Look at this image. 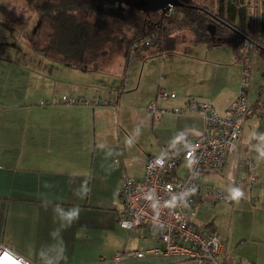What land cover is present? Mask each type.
<instances>
[{
    "label": "crops",
    "instance_id": "0c3cea01",
    "mask_svg": "<svg viewBox=\"0 0 264 264\" xmlns=\"http://www.w3.org/2000/svg\"><path fill=\"white\" fill-rule=\"evenodd\" d=\"M6 1L0 0V5H6ZM256 1L259 27L256 33L225 11L215 12L264 44V21H261L264 0ZM6 9L9 8L0 7V27L4 31L11 29L10 25L20 24L12 11ZM189 37L180 45L178 41L174 51L133 60L139 63L132 66L130 62L125 64L121 49L112 48L111 66L116 70L124 67L119 88L112 92L113 87L107 86L108 95L114 96L113 103L123 104L124 91L137 89V66H141L143 75L144 69L152 65L153 90L147 98H155L158 89L165 88L180 94L178 99L164 100L163 104L169 107L195 97L211 102L223 113L237 95L242 64L231 43L209 47L193 43ZM9 45L0 38V242L38 264H193L163 254L133 255V251L158 246L160 240L150 227L128 229L120 224L124 215L120 193L123 178L142 176L146 157L156 154L162 144L204 132L201 116L198 113L149 116L140 110L149 119L150 136L145 138L136 133L140 124L126 123L121 126V134L115 136L113 147L107 150L98 126L101 115L110 113L107 108L59 102L57 99L63 92L81 93L82 87L70 75H46L45 72H52L55 63L18 66L12 62L14 52ZM251 58L250 70L254 66L264 76V49L256 47ZM61 61L69 68L78 66ZM99 64L98 59V65L93 67ZM247 91L251 104L264 100V81L253 92L250 87ZM125 107L118 106V116ZM121 149L124 155L119 159ZM130 151L139 159L135 167L127 156ZM242 158L251 161L250 171L256 176L252 182L239 169ZM105 161L111 163V169L104 186L106 179L101 167ZM218 171L202 175L200 181L207 184L215 181L222 186L216 187L234 193L232 200H213L211 196L207 203L198 204L190 222L218 232L225 247L222 256L225 263L264 264V116L246 117L238 151L227 155ZM238 175L242 179L239 183L233 181ZM236 187L240 194H235ZM222 209L224 221L220 219Z\"/></svg>",
    "mask_w": 264,
    "mask_h": 264
},
{
    "label": "built area",
    "instance_id": "2783aa9c",
    "mask_svg": "<svg viewBox=\"0 0 264 264\" xmlns=\"http://www.w3.org/2000/svg\"><path fill=\"white\" fill-rule=\"evenodd\" d=\"M147 41L148 37L139 41V44ZM254 48L255 42L246 40L241 63L243 82L248 78L251 52ZM134 52L131 47L128 59H133ZM176 97L174 91L159 88L156 100L150 101L146 108L157 115L198 113L205 130L197 136L178 138L163 144L157 154L146 157L142 176L123 178L120 195L124 204V215L120 224L128 229L147 226L157 232L160 244L144 251H133L132 254L137 257L153 253L173 256L193 264H227L222 258L225 247L218 232L211 227H196L190 222V218L198 204L207 203L211 196H214L213 200H232L234 193L202 183L200 178L206 173L220 170L227 155L238 151L244 120L254 114H264V106L261 102H249L245 84L223 113L211 102L195 97H187L182 105L173 107H164L157 102ZM57 100L70 105L88 106L114 102L100 97L71 95H62ZM250 168L251 161L242 158L239 169L252 182L256 176ZM234 180L239 183L242 179L238 175ZM236 191L237 187L235 194H240ZM5 255L10 259L4 260ZM0 264L38 263L24 258L8 244L0 242Z\"/></svg>",
    "mask_w": 264,
    "mask_h": 264
},
{
    "label": "trees",
    "instance_id": "16d2710c",
    "mask_svg": "<svg viewBox=\"0 0 264 264\" xmlns=\"http://www.w3.org/2000/svg\"><path fill=\"white\" fill-rule=\"evenodd\" d=\"M25 1L37 13V34L42 33L43 37V43L33 40V45L45 54L54 53L61 60L78 66H97L103 49L109 47L122 50L125 64L174 51L184 30L189 31V41L193 43L209 47L231 43L241 63L246 40L251 39L255 48L264 49V44L254 40L252 33L194 0H181L182 5L166 12H144L129 6L118 8L105 0ZM146 37L148 41L139 44ZM131 47L135 52L130 60ZM260 102L264 106V100Z\"/></svg>",
    "mask_w": 264,
    "mask_h": 264
},
{
    "label": "rangeland",
    "instance_id": "374dc122",
    "mask_svg": "<svg viewBox=\"0 0 264 264\" xmlns=\"http://www.w3.org/2000/svg\"><path fill=\"white\" fill-rule=\"evenodd\" d=\"M194 1L197 2L200 1L202 3H205L206 5L214 9V11H225L228 14V16L231 17L234 21L238 22L243 27L252 30L251 31L252 33H256V31H258L259 29L257 23L258 21H256V17H255V12L258 9L256 0H194ZM5 4L6 5L3 6L9 8L6 9V12L10 13V11H12L13 17L18 21V23H20L18 26L15 24L10 25L11 29L7 28V31H4V29L0 27V38L3 37L6 44L9 43L10 44L9 47H11L12 51L14 52V56H13L14 58L12 59V62H17L18 66L24 65L26 63H35V62H41V63L45 62V63H49V65L51 66V64L55 63L52 72L51 73L45 72L46 75L50 77H58L59 73L64 77H69L70 75L74 79L76 85L79 86V88L82 87L83 90L81 91V93L72 92L71 93L72 95L69 92H63L60 95V97L62 95H71L74 97H79V96H87V97L90 96L96 98L100 97L106 101L114 99L113 95L112 96L108 95L107 86L111 85V87H113L112 92H115L117 88H119V86L121 85V80L123 78L124 67H121V69L119 68V70H116L111 66L112 48L109 47L103 49L104 52L99 58L100 64L97 68H94L91 65L86 67L76 66L75 68H69V65L62 62L61 59L56 54L42 53L41 50H38L37 47L33 45V40L36 41L38 44L43 43L42 42L43 37L41 36L42 33L39 32L40 35L37 34L38 15L27 5L26 1L7 0ZM3 6L0 5V7ZM262 13H264V4H262ZM261 21H264V15L261 16ZM186 32L189 31L188 30L182 31V36L179 39L178 45L184 42L185 37L190 36V34L187 35ZM10 33L13 35H11ZM12 36L13 39L10 38ZM255 49L253 50V52H255ZM135 63H139V61H130L129 65L132 66ZM140 68H141L140 65L139 67L137 66L138 72L135 80V83H137L138 80V83L135 86L137 87V89L124 91L123 104L122 103L118 104V102H116L115 104L113 102L111 103L104 102L103 104L95 105V106L100 105L104 108H107L106 111L110 112L107 115H101L100 118L101 123H99L98 125L100 127V139L105 141L107 150H110V148L113 147L115 142L114 139L119 134H121V126H124V124L126 123L140 124L141 127L139 128L140 131L138 132V128H137L136 133L145 138H148L150 136L151 127H150L149 119H147V115L141 113L140 110L146 112V114H148L149 116L152 114L146 107L150 101H155L157 97L156 96L154 98V96H151V98H147L149 92L153 90V83H154L153 66L148 65L144 69L143 75L140 72ZM128 70H129V66H128ZM133 70L134 68L131 67L130 68L131 74L133 73ZM13 72L15 73L14 70ZM242 72L243 70L241 68V74ZM247 75L248 78L245 82L240 80V82L238 83L239 86H238L237 94L241 90V86L243 84L247 85L248 89L250 87V92H253L254 88L257 89L260 86L261 82L264 81V76H262L258 72V69L254 66ZM14 76H16V74H14ZM105 82H107L106 85L104 84ZM130 84H131V80L129 79L127 85L129 86ZM177 93H176L177 95L176 99L180 97L179 96L180 94ZM157 102L161 106L169 107L166 104H163L164 100H157ZM118 106L120 108H124V106H126L125 107L126 109L120 113V116H118V112L116 110ZM110 107H112L113 109H111ZM103 121H106L105 124H102ZM161 146L159 150L156 152V154L160 151ZM107 152L108 151H106V153L103 152L102 155L106 156ZM117 155L119 159L123 157L124 153L122 149ZM127 156H129V159L132 162V166L133 167L137 166V164L139 163V159L137 158L136 154L130 151L129 154H127ZM110 169H111V163L109 161L103 162L101 167V172L103 173L106 179L104 182V186L107 184L109 180L108 176L110 173ZM211 184L214 186H219L216 184L215 181L212 182ZM220 219H223V221L224 219L226 220L223 209L220 212Z\"/></svg>",
    "mask_w": 264,
    "mask_h": 264
},
{
    "label": "water",
    "instance_id": "95a60500",
    "mask_svg": "<svg viewBox=\"0 0 264 264\" xmlns=\"http://www.w3.org/2000/svg\"><path fill=\"white\" fill-rule=\"evenodd\" d=\"M111 4H116L118 8L129 6L144 12L161 10L166 12L173 6L182 5L181 0H105Z\"/></svg>",
    "mask_w": 264,
    "mask_h": 264
},
{
    "label": "snow or ice",
    "instance_id": "6c2138e0",
    "mask_svg": "<svg viewBox=\"0 0 264 264\" xmlns=\"http://www.w3.org/2000/svg\"><path fill=\"white\" fill-rule=\"evenodd\" d=\"M4 260H8L10 259L7 255H5V257L3 258Z\"/></svg>",
    "mask_w": 264,
    "mask_h": 264
}]
</instances>
